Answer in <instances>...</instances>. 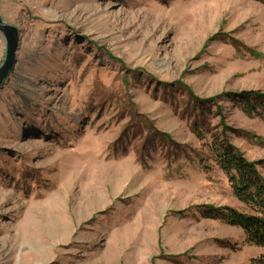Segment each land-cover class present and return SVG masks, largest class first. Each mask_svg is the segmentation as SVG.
I'll return each mask as SVG.
<instances>
[{
    "label": "rangeland",
    "instance_id": "1",
    "mask_svg": "<svg viewBox=\"0 0 264 264\" xmlns=\"http://www.w3.org/2000/svg\"><path fill=\"white\" fill-rule=\"evenodd\" d=\"M0 264H251L214 142L264 159V0H0ZM0 32V65L5 57ZM264 177V168L257 166Z\"/></svg>",
    "mask_w": 264,
    "mask_h": 264
},
{
    "label": "trees",
    "instance_id": "2",
    "mask_svg": "<svg viewBox=\"0 0 264 264\" xmlns=\"http://www.w3.org/2000/svg\"><path fill=\"white\" fill-rule=\"evenodd\" d=\"M243 111L254 113L264 109V93L250 90L236 94ZM216 162L227 175L234 196L250 212L230 206L203 205L204 217L219 219L228 225L239 227L249 243L264 247V177L257 166L264 168V159L250 161L234 146L214 142ZM251 264H264V256L251 259Z\"/></svg>",
    "mask_w": 264,
    "mask_h": 264
},
{
    "label": "water",
    "instance_id": "3",
    "mask_svg": "<svg viewBox=\"0 0 264 264\" xmlns=\"http://www.w3.org/2000/svg\"><path fill=\"white\" fill-rule=\"evenodd\" d=\"M0 32L4 36L6 52L0 65V85L7 78L16 61L19 36L16 27L7 24L0 18Z\"/></svg>",
    "mask_w": 264,
    "mask_h": 264
}]
</instances>
